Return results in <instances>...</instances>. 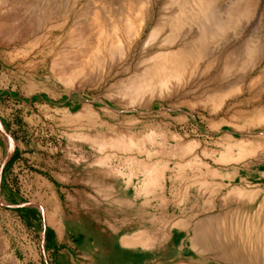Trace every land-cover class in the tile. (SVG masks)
<instances>
[{"label":"rangeland","instance_id":"rangeland-1","mask_svg":"<svg viewBox=\"0 0 264 264\" xmlns=\"http://www.w3.org/2000/svg\"><path fill=\"white\" fill-rule=\"evenodd\" d=\"M212 8L194 19L187 0L184 36L202 56L184 97L144 106L117 97L145 68L141 48L119 78L70 89L29 29L1 18L0 264L237 263L230 244L264 264V0ZM200 227L211 247L196 242ZM247 228L262 233L250 247Z\"/></svg>","mask_w":264,"mask_h":264},{"label":"bare ground","instance_id":"bare-ground-1","mask_svg":"<svg viewBox=\"0 0 264 264\" xmlns=\"http://www.w3.org/2000/svg\"><path fill=\"white\" fill-rule=\"evenodd\" d=\"M214 1L191 0L192 6L196 10L193 13L194 19L201 18L202 8H206V13L212 12ZM173 3L176 6V8L173 6V10H176L175 14L170 12V6ZM157 4H160L159 17H156ZM186 6L187 0H0V20L3 16H8V18H16V23H14L16 25L18 20L21 21V27H27L32 36L30 44L27 43V45L32 51L36 50V54L41 56L42 60L51 57L48 65L56 78L55 80L70 89L77 87L81 90L83 88L91 89L90 87H94V85L102 86L101 84L108 79L119 78L121 76L120 69L123 68L121 66L127 64L135 51L141 48L142 53L147 55L146 59H142L145 68L140 69L141 73L140 71L130 73L127 84H124V81L121 82L124 79L121 77L119 87L114 86L118 87L117 97L125 99L124 102L126 99L134 102L139 101L140 97H148L147 103L150 104L149 100L152 101L156 96L161 101L165 98L168 99L172 91H175L176 95L184 97L187 81L198 68L202 56L197 44L199 38H195L187 44L184 33V27L187 26V23L185 25L187 21ZM190 11H188V15L191 14ZM3 20L2 22H4ZM9 24L6 23L8 27ZM21 27L17 28L21 29ZM199 42L201 43V41ZM191 43L192 46H190ZM128 63L130 64V62ZM137 67L141 68L142 66ZM114 90L117 89L114 88ZM220 96L222 97L215 99L214 104L217 106H220L223 101L224 95ZM120 98L116 99L120 100ZM142 98L141 100H143ZM144 103L141 104L144 106ZM87 114L84 111L77 116H70L72 118L69 120L71 123L83 121ZM202 223L204 224L203 221H201ZM202 227L207 226L202 225ZM198 229L199 227H197ZM204 230L206 229L204 228ZM237 232L244 247H250L251 239L254 237L256 239V236L262 234L257 231L255 235H252L253 230L249 228L237 229ZM208 236L210 235L205 234L200 227L195 235V240L196 242L203 240L209 247L211 239ZM213 241L215 242L214 239ZM243 252L236 245L230 244L225 249V257H230L237 263L225 262L228 264H259V255L256 256L258 259L256 257L252 259Z\"/></svg>","mask_w":264,"mask_h":264}]
</instances>
